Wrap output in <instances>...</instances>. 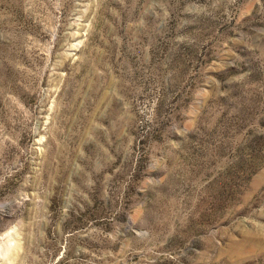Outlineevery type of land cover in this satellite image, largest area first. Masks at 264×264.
Here are the masks:
<instances>
[{
    "label": "rangeland",
    "instance_id": "374dc122",
    "mask_svg": "<svg viewBox=\"0 0 264 264\" xmlns=\"http://www.w3.org/2000/svg\"><path fill=\"white\" fill-rule=\"evenodd\" d=\"M0 264H264V0H0Z\"/></svg>",
    "mask_w": 264,
    "mask_h": 264
},
{
    "label": "bare ground",
    "instance_id": "6f19581e",
    "mask_svg": "<svg viewBox=\"0 0 264 264\" xmlns=\"http://www.w3.org/2000/svg\"><path fill=\"white\" fill-rule=\"evenodd\" d=\"M7 231L1 232L0 233V240H2V238L6 237Z\"/></svg>",
    "mask_w": 264,
    "mask_h": 264
}]
</instances>
